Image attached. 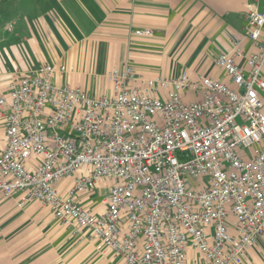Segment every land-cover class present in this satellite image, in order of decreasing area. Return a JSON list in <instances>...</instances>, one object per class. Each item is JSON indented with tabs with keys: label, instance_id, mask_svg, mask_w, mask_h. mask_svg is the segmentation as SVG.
<instances>
[{
	"label": "built area",
	"instance_id": "1",
	"mask_svg": "<svg viewBox=\"0 0 264 264\" xmlns=\"http://www.w3.org/2000/svg\"><path fill=\"white\" fill-rule=\"evenodd\" d=\"M260 1L247 6L246 66L238 39L215 59L232 85L187 71L146 76L129 55L106 73L110 94L61 82L66 65L16 71L0 92V193L39 201L75 237L128 264H252L264 235ZM65 177L74 179L62 195ZM103 180L111 186L94 212L77 198Z\"/></svg>",
	"mask_w": 264,
	"mask_h": 264
},
{
	"label": "crops",
	"instance_id": "2",
	"mask_svg": "<svg viewBox=\"0 0 264 264\" xmlns=\"http://www.w3.org/2000/svg\"><path fill=\"white\" fill-rule=\"evenodd\" d=\"M249 1L0 0V92H6L16 71L52 63L69 67L58 76L61 82L93 95L110 94L106 73L120 67L128 55L146 76L187 71L192 77L207 74L230 83L215 59L238 39L246 66V57L254 50L244 35ZM259 8L264 12V0ZM144 29L152 33H135ZM5 138L0 115V149ZM73 179L58 181L62 195ZM105 182L95 191L105 189ZM95 191L80 194L77 200L98 212L104 207L93 202ZM20 197L0 193V264H128L123 256L98 250L99 240L75 237L39 201L19 205ZM249 258L252 264H264V235L249 250Z\"/></svg>",
	"mask_w": 264,
	"mask_h": 264
},
{
	"label": "rangeland",
	"instance_id": "3",
	"mask_svg": "<svg viewBox=\"0 0 264 264\" xmlns=\"http://www.w3.org/2000/svg\"><path fill=\"white\" fill-rule=\"evenodd\" d=\"M92 82V81H91ZM103 82H101V85H103L102 84ZM92 85L94 84L93 82L91 83ZM98 84V83H97ZM79 172H82V170H80ZM104 181H106L105 183V189H101V190H97V191H95V193H94V195L92 196L93 198H92V200H93V202L96 204V206L97 207H99V208H102V207H104V204H103V199H104V196H105V194H107L108 193V191H109V187L111 186V182L110 181H108V180H104ZM107 187V188H106Z\"/></svg>",
	"mask_w": 264,
	"mask_h": 264
}]
</instances>
